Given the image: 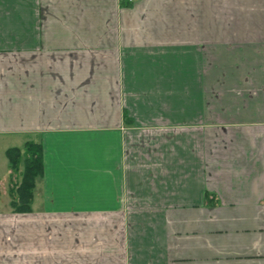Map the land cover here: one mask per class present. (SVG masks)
Returning <instances> with one entry per match:
<instances>
[{
    "label": "crops",
    "instance_id": "0c3cea01",
    "mask_svg": "<svg viewBox=\"0 0 264 264\" xmlns=\"http://www.w3.org/2000/svg\"><path fill=\"white\" fill-rule=\"evenodd\" d=\"M5 136L0 264H264V0H0Z\"/></svg>",
    "mask_w": 264,
    "mask_h": 264
},
{
    "label": "trees",
    "instance_id": "16d2710c",
    "mask_svg": "<svg viewBox=\"0 0 264 264\" xmlns=\"http://www.w3.org/2000/svg\"><path fill=\"white\" fill-rule=\"evenodd\" d=\"M129 4L127 0H121ZM11 174L20 172L21 178L14 182L9 191V206L15 213L29 212L33 196L35 180L42 172L41 147L39 144L27 142L22 148H9L5 151Z\"/></svg>",
    "mask_w": 264,
    "mask_h": 264
},
{
    "label": "rangeland",
    "instance_id": "374dc122",
    "mask_svg": "<svg viewBox=\"0 0 264 264\" xmlns=\"http://www.w3.org/2000/svg\"><path fill=\"white\" fill-rule=\"evenodd\" d=\"M23 141L20 138L14 137H0V209H8L9 191L14 182L20 180V172L17 174H9V166L6 162L4 152L10 147H21ZM11 173V171H10ZM2 180V181H1Z\"/></svg>",
    "mask_w": 264,
    "mask_h": 264
},
{
    "label": "built area",
    "instance_id": "2783aa9c",
    "mask_svg": "<svg viewBox=\"0 0 264 264\" xmlns=\"http://www.w3.org/2000/svg\"><path fill=\"white\" fill-rule=\"evenodd\" d=\"M129 3L134 2L135 0H127Z\"/></svg>",
    "mask_w": 264,
    "mask_h": 264
}]
</instances>
